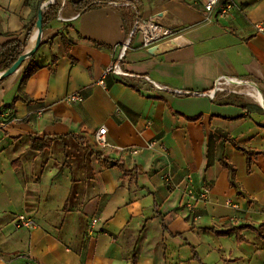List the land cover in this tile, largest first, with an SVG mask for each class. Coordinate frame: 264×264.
<instances>
[{
  "label": "crops",
  "instance_id": "obj_1",
  "mask_svg": "<svg viewBox=\"0 0 264 264\" xmlns=\"http://www.w3.org/2000/svg\"><path fill=\"white\" fill-rule=\"evenodd\" d=\"M50 1L0 0V45L23 38ZM56 1L62 7L44 30L48 42L34 55L40 68L16 108L4 106L19 95L32 57L0 81V264H132L134 254L136 264H264V155L249 173L246 153L220 134L264 150V107L215 88L234 78L264 95V34L256 27L264 0H235L231 13L212 21L202 0L116 1L86 12ZM123 5L135 16L128 32ZM151 17L173 29L162 45H145L131 31ZM66 32L85 37L71 47L74 59ZM115 61L125 74L104 77ZM78 91L82 101L67 99ZM101 127L115 145L158 143L135 155L101 150ZM32 132L51 137V146L31 149ZM221 156L235 164L239 188ZM207 184L209 200L186 208L190 190ZM22 214L38 226L16 227ZM245 224L253 228L240 230L243 240L214 232Z\"/></svg>",
  "mask_w": 264,
  "mask_h": 264
},
{
  "label": "trees",
  "instance_id": "obj_2",
  "mask_svg": "<svg viewBox=\"0 0 264 264\" xmlns=\"http://www.w3.org/2000/svg\"><path fill=\"white\" fill-rule=\"evenodd\" d=\"M45 1V0H41ZM116 1H136V0H66V4L75 9L78 12H86L93 8L101 7L109 5L110 3L116 2ZM62 7L61 1H56L52 3L44 12V18H43V28L44 30L48 28L49 24L58 16L59 11ZM122 11V15L124 18V22L127 24L126 30L127 32L130 30L129 24L133 22V18L135 17L133 15L131 7L127 5H123L122 7H118ZM36 22L30 26L23 38L21 37H14L7 42L0 45V71H4L11 67L14 62L25 52V50L28 48L29 41L31 39V36L36 29ZM82 39H85L84 36L81 34H78L77 37H73L70 32L62 33V42L64 44V47L67 51V54L72 58V55L70 54V49L73 45L79 43ZM45 41L42 42V44ZM94 43L98 46H102L103 43L94 41ZM57 61V57H52V63H55ZM40 66L35 63L34 56L29 60L27 63L20 83H19V95H17L11 104H7L4 106V109L8 107L16 108V101L19 100L22 96L26 98V94L22 91V86L27 82V80L39 70ZM6 78V77H5ZM5 78L0 79V81L4 80ZM202 116L199 115L197 117L189 118L191 120H198ZM222 134V140L223 143L231 142L237 149L242 150L246 153L248 158V172L250 173L252 171V165L255 159H257L260 155H264V150H254L251 148H248L244 146L242 143L237 141L234 137L230 136L229 134L220 133ZM53 139L49 137L46 134H38V133H31V149L43 151L46 148L50 147L52 144ZM210 145V144H209ZM97 155L101 156V153H97ZM16 161H14L15 163ZM221 165L229 170V181L232 187L239 188L240 184L236 179V166L234 163L229 161L225 156H221L220 158ZM159 215H162L159 212ZM252 227L249 224L242 225L240 227H234L229 230H214L215 233L218 235H225L228 234L231 231H236L238 234V240H243V237L240 234V230L243 228ZM253 228V227H252ZM163 229L166 233L173 235V233L169 230V227L165 221V218H163ZM175 235L182 236V234L177 233ZM193 248V247H192ZM194 257L198 258V254L196 253L195 249H193ZM137 263V255L134 254L132 264Z\"/></svg>",
  "mask_w": 264,
  "mask_h": 264
},
{
  "label": "built area",
  "instance_id": "obj_3",
  "mask_svg": "<svg viewBox=\"0 0 264 264\" xmlns=\"http://www.w3.org/2000/svg\"><path fill=\"white\" fill-rule=\"evenodd\" d=\"M203 1V9L204 16L206 21H212L214 16L218 17L227 16L234 8L235 0H202ZM129 5V4H128ZM257 30L259 33L264 34V24L257 23ZM132 33L138 32L143 37V42L145 45H153L159 46L169 41V39L173 36V29L169 26L164 25L158 20V17H151L148 19L138 18L134 26L132 28ZM123 57V54L120 56V59ZM116 73L120 75H124L125 72L122 69L120 63L115 61L113 64L109 65L104 72V77H107L109 74ZM101 82L104 84L105 81L102 79ZM67 99L69 101H82L83 94L78 91L68 95ZM107 129L101 127L95 134V144L101 149H112L121 154H138L144 149H152L158 143L157 140H153L149 142L146 146L143 147H130V146H122L115 145L111 143L107 137L106 133ZM192 177V175H190ZM211 185L203 186L200 191L197 193L193 189L188 193L187 198L185 199L184 206L191 211H195L198 204L201 202H206L210 198L211 194ZM227 203L238 208V205L233 201L231 197L226 199ZM97 223V219H93L92 224L89 227L90 232L95 231V225ZM14 224L18 228H28L33 229L38 226L37 221L35 219L28 217L26 215H18L14 218Z\"/></svg>",
  "mask_w": 264,
  "mask_h": 264
},
{
  "label": "water",
  "instance_id": "obj_4",
  "mask_svg": "<svg viewBox=\"0 0 264 264\" xmlns=\"http://www.w3.org/2000/svg\"><path fill=\"white\" fill-rule=\"evenodd\" d=\"M55 0H51L50 3H45L38 11V18L36 20V29L34 31V39L32 40L33 45L28 47L25 52L14 62V64L4 71H0V79L8 77L18 71H20L27 61L33 57L43 42L44 28H43V18L45 10L54 3Z\"/></svg>",
  "mask_w": 264,
  "mask_h": 264
},
{
  "label": "rangeland",
  "instance_id": "obj_5",
  "mask_svg": "<svg viewBox=\"0 0 264 264\" xmlns=\"http://www.w3.org/2000/svg\"><path fill=\"white\" fill-rule=\"evenodd\" d=\"M45 36V35H44ZM48 41H45V43H47ZM42 47H40L41 49ZM216 89H229V90H234V91H237L240 93V95L243 96V99H246L248 101H251V102H255L257 103L255 100L252 99V97H250L248 94H247V89L249 88L248 85L246 84H236V83H233L229 80H226V79H221L215 86Z\"/></svg>",
  "mask_w": 264,
  "mask_h": 264
},
{
  "label": "bare ground",
  "instance_id": "obj_6",
  "mask_svg": "<svg viewBox=\"0 0 264 264\" xmlns=\"http://www.w3.org/2000/svg\"><path fill=\"white\" fill-rule=\"evenodd\" d=\"M33 45V42H31L30 47ZM229 81L236 83V84H246L249 86L247 89V94L252 97L253 100L256 102L260 103L264 107V95L260 91V89L252 82H244L240 79H234V78H229Z\"/></svg>",
  "mask_w": 264,
  "mask_h": 264
}]
</instances>
